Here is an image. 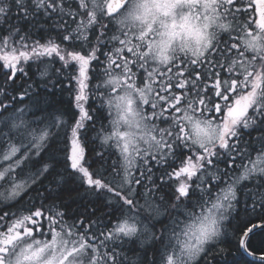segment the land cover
Here are the masks:
<instances>
[{
  "label": "snow or ice",
  "instance_id": "obj_1",
  "mask_svg": "<svg viewBox=\"0 0 264 264\" xmlns=\"http://www.w3.org/2000/svg\"><path fill=\"white\" fill-rule=\"evenodd\" d=\"M226 241L264 264V0H0V264Z\"/></svg>",
  "mask_w": 264,
  "mask_h": 264
},
{
  "label": "trees",
  "instance_id": "obj_2",
  "mask_svg": "<svg viewBox=\"0 0 264 264\" xmlns=\"http://www.w3.org/2000/svg\"><path fill=\"white\" fill-rule=\"evenodd\" d=\"M91 147V145L89 146ZM226 247L228 251V256L226 257V261L233 262V264H247L248 261H253L249 259L248 257H244L243 253H241L234 242L232 241H226L223 245ZM259 254V253H257ZM215 264H224V262L221 261L219 257H217ZM253 264H259L258 261H253Z\"/></svg>",
  "mask_w": 264,
  "mask_h": 264
},
{
  "label": "water",
  "instance_id": "obj_3",
  "mask_svg": "<svg viewBox=\"0 0 264 264\" xmlns=\"http://www.w3.org/2000/svg\"><path fill=\"white\" fill-rule=\"evenodd\" d=\"M257 255H259V254H257ZM249 259H251V260H253V257H248Z\"/></svg>",
  "mask_w": 264,
  "mask_h": 264
}]
</instances>
